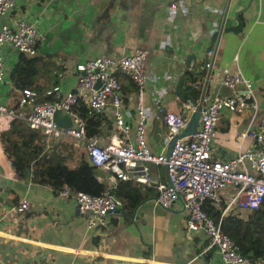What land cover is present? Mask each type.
Listing matches in <instances>:
<instances>
[{
  "label": "crops",
  "instance_id": "crops-1",
  "mask_svg": "<svg viewBox=\"0 0 264 264\" xmlns=\"http://www.w3.org/2000/svg\"><path fill=\"white\" fill-rule=\"evenodd\" d=\"M8 13L10 21L17 15L36 20L43 32L33 55L9 44L1 48L4 80L0 82V103L8 108L16 109L23 90L48 87V78L56 80L62 91L72 90L75 75L71 69L87 58L115 57L142 48L146 52L144 130L152 151L166 148L168 143L164 111L180 113L185 102L200 94L249 93L242 111L220 112L210 143L211 158L226 159L254 142L251 131L264 115V0H14ZM236 18L242 29L221 31L201 69L210 33L221 25L234 24ZM188 53L194 54V65L181 75ZM32 58L38 72L30 79ZM223 68L241 72L249 79L250 90L242 82L233 87L221 84ZM16 70L21 79L14 77ZM118 76L125 98L122 113L132 130L137 118L133 84L126 76ZM107 113L110 110L104 109L97 114L91 125L100 142H106L113 131ZM16 120L0 114V264H224L213 247L203 250L208 238L202 230L186 229V211L179 200L167 208L156 205L155 188L134 180L145 171L152 183L165 181L161 163H132L127 166V179L109 183L94 168L95 180L110 185L123 204L107 214L105 226L87 227L86 214L78 211L71 197L59 194L60 185L40 181L31 171L40 154L73 156L83 146L72 138L44 136L42 149L32 157L28 170L20 171L9 151L20 144L21 149H29L39 129L22 121L19 131ZM247 126L250 131L240 135ZM24 133L30 136L21 142ZM129 184L136 188L135 202L133 196L124 195ZM227 194L221 190L216 200H206L204 210L213 207L219 213ZM22 196L28 200L27 208L10 212V206ZM233 209L238 216L249 211ZM254 261L264 264L261 257Z\"/></svg>",
  "mask_w": 264,
  "mask_h": 264
},
{
  "label": "built area",
  "instance_id": "built-area-1",
  "mask_svg": "<svg viewBox=\"0 0 264 264\" xmlns=\"http://www.w3.org/2000/svg\"><path fill=\"white\" fill-rule=\"evenodd\" d=\"M13 3L14 0H0V82L4 80L3 44L33 55L36 44L43 39V32L36 20L22 15H17L11 21L8 19ZM145 53L144 49L135 48L130 53L115 57L96 55L87 58L71 69L75 75L72 90L62 91L56 83L44 90L43 94L48 97L43 99H39L36 92L23 90L16 109L0 103V114H8L30 127L40 129L45 138L64 136L80 142L85 155L96 170L103 172L101 176L108 183L127 179V166L132 163L163 164L165 181L152 183L145 171L134 178L136 182L155 188L153 203L167 208L179 200L186 211V229H199L207 235L208 241L203 250L213 247L224 264H255L249 256L240 252L238 245L222 230L220 219L233 208L255 209L264 200V115L260 117L258 128L251 131L254 136L251 146L238 149L226 159H213L210 157V143L220 112L224 109L242 111L247 106L245 97L249 93L200 94L185 102L180 113L164 111L162 114L166 142L183 129L191 112L198 110L196 127L187 136L174 137L167 155L165 146L152 151L145 138L142 105L146 79ZM118 75L126 76L133 84L137 118L132 130L122 113L125 98L121 94ZM239 82L250 90V81L241 72L223 68L221 84L233 87ZM79 101L89 115L110 109L113 131L106 142L86 134L84 119L77 108ZM55 110L69 117L68 125L54 121ZM249 131L250 127L247 126L240 135ZM221 190H226L228 194L223 199L217 219H214L204 210L203 204L208 199L216 200ZM59 194L74 200L78 211L86 214V226L89 228L105 226L107 214L123 204V200L112 193L110 185L99 194L74 192L65 185L59 189ZM27 206L28 200L22 196L9 210L21 211ZM29 264L40 263L33 261ZM118 264L124 263L120 261Z\"/></svg>",
  "mask_w": 264,
  "mask_h": 264
},
{
  "label": "trees",
  "instance_id": "trees-1",
  "mask_svg": "<svg viewBox=\"0 0 264 264\" xmlns=\"http://www.w3.org/2000/svg\"><path fill=\"white\" fill-rule=\"evenodd\" d=\"M30 58L24 57V61L28 62ZM21 62V60H20ZM18 70L14 71V77L16 79H21ZM38 72L37 62L32 58V68L30 71V79L33 77L35 73ZM18 76V78H17ZM50 80V83L47 84L48 87L56 84V80ZM47 86L42 87L38 86L34 89L36 93H38V98L43 99L48 97V95H44L43 92ZM33 91V92H34ZM81 101L77 103V108L79 113L85 122V132L87 135H93V130L91 129V125L94 123L95 116L101 113L99 111L94 114H86L85 107L80 104ZM110 110L109 108H105ZM111 112L107 113L108 117L106 120L107 124H111L112 117ZM111 118V119H110ZM24 122V121H23ZM22 120L17 119L15 124L18 130L20 131L23 127L24 123ZM27 125V124H26ZM27 127V126H26ZM30 134L32 135L31 128L27 127ZM37 137L35 139V144H33L29 149H21L19 145L18 148L12 149L9 151V154L13 152V160L17 164L20 171L28 170L29 162L32 160L37 153H39L42 149V140H44V134L41 130H38ZM29 133L23 134V140L27 141V137L30 136ZM32 141V138H30ZM85 152L81 149L80 153L74 154L73 156H64V155H53L46 156L45 153L38 158H36V167L31 171L35 175V178L40 181H46L49 184L54 183L55 186L62 187L63 185L69 186V188L76 191H85L92 194L101 193L105 186L101 182L95 180L93 176L94 166H90L85 157ZM119 193V192H118ZM120 195V194H118ZM124 195H127L131 198L133 196L132 202H135L137 199V191L134 186L129 184V188L127 191H124ZM207 213L211 215L214 219L218 216V210L215 208H209ZM231 210L228 211L224 216L221 217V228L227 233L230 238L238 245L240 252L249 256L253 261L256 257H261L264 259V200L261 204L255 208L249 210L244 216H238L234 214Z\"/></svg>",
  "mask_w": 264,
  "mask_h": 264
},
{
  "label": "water",
  "instance_id": "water-1",
  "mask_svg": "<svg viewBox=\"0 0 264 264\" xmlns=\"http://www.w3.org/2000/svg\"><path fill=\"white\" fill-rule=\"evenodd\" d=\"M241 9H243V8H241ZM241 29H242V26H241L240 19L236 18L234 24H232V25H221L217 29L213 30L209 35L207 44L203 48V54H202L203 65H202L201 69H204V67L207 63V53H208V51H212L214 49V47L216 46V42H217L218 36L220 35L221 31L230 30L233 32H237V31H240ZM193 59H194L193 53H188L185 56L184 62H183L184 69L181 72V75L188 67H193V65H194ZM176 84H178V81L176 82ZM198 114H199L198 110L191 112V114L187 118V121H186L182 131L179 132L178 134H176L174 137L189 134L196 127V121H197ZM185 116H187V115H185ZM53 119L57 124H60V125H68V123H69V117L66 114L61 113L59 110H55L53 112ZM173 138L171 140H169L167 143V146L165 148V154L166 155L169 152V148L172 144ZM85 157H86L87 163L90 166H92V163H91L89 157L87 155ZM118 209H119V207L115 208L113 211H116Z\"/></svg>",
  "mask_w": 264,
  "mask_h": 264
}]
</instances>
